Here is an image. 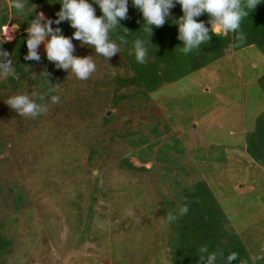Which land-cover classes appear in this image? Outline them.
<instances>
[{
  "label": "rangeland",
  "instance_id": "374dc122",
  "mask_svg": "<svg viewBox=\"0 0 264 264\" xmlns=\"http://www.w3.org/2000/svg\"><path fill=\"white\" fill-rule=\"evenodd\" d=\"M5 27L0 39L12 42L18 35L17 26ZM73 44V55L92 56L96 71L101 70L103 56L78 40ZM38 51L46 52L43 43ZM38 71L33 69V73ZM93 74L87 81L70 74L62 77L56 92L59 103L44 102L48 107L45 116L51 119L45 125L36 122L37 117H18L6 104L14 95L33 96L31 87L16 93L8 87L0 89V170L4 172L0 185L9 189L0 205V219L13 245L5 264H171L159 198L145 186L150 173L141 177L119 173L117 160L107 165L96 155L91 165L85 159L82 165L93 169L95 176L105 171L99 165H106L110 181L103 174L97 183L105 194L94 193L92 202L89 190L80 199L74 198L78 176L86 172L75 159L77 150L106 136L90 122L87 137L91 139H81L75 118L57 112L62 92L69 95L71 104L77 92L83 95L84 87L100 81ZM262 75L264 55L257 48L228 51L215 63L151 94L143 111L134 107L126 113L134 121L124 126L148 128L156 118L171 125L169 134L180 138L185 147L184 160L210 182L253 258H264V169L245 153L244 137L264 110V93L257 88ZM56 115L59 122L53 121ZM95 149L99 153V147ZM218 157L224 160L220 163ZM130 161L141 166L135 157Z\"/></svg>",
  "mask_w": 264,
  "mask_h": 264
},
{
  "label": "trees",
  "instance_id": "16d2710c",
  "mask_svg": "<svg viewBox=\"0 0 264 264\" xmlns=\"http://www.w3.org/2000/svg\"><path fill=\"white\" fill-rule=\"evenodd\" d=\"M11 3L12 0H0V32L3 27L6 30L5 26L15 24L18 35L12 42H4L0 39V49L12 54L15 74L0 78V89L8 87L11 92L16 93L25 90L26 87H31L34 93L33 99L37 103H44L51 99L52 95L57 96L56 92L61 85L62 77L70 73L57 69L52 62L47 60L46 52H39L40 62L25 60L24 57L28 53L26 29L30 26L31 20L35 19L41 11L48 13L50 19H57L56 13L60 11L62 5L59 0H24L23 13H17L15 8L11 7ZM89 3H93V0H89ZM93 6L96 9V15L101 16L102 11L99 5L93 3ZM171 14L164 26L153 28V35L150 38L143 31L142 13L133 7L132 0H129L128 19L120 21L121 25L130 31L128 45L122 46L121 53H117L111 59L104 58L101 70L93 74L100 81L95 80L92 87L90 84L84 87L86 92L83 95L77 92L73 100L75 102L72 101L70 104L67 98L69 95L62 92L63 99L60 100L57 114L61 110L66 118H75L78 124L77 133L82 136L81 139H91V136L87 137L88 132L92 130L89 127L90 122L95 123L99 133L106 136L99 142L92 141L88 146L82 143L83 145L77 150L78 156L75 159L82 168L86 169V172L78 176V196L74 198L80 199L81 195L89 190V200L92 202L96 197L94 193L105 194L97 186L99 176L104 174L106 180L110 179L105 175L108 171L106 165L102 167L100 164V171L101 169L105 171L95 176L93 169L90 170L82 165L84 159L89 165L97 156H102L107 165L117 160L115 170L119 173L135 174L139 177L143 173H150L145 186L147 189L150 187L149 190L154 189L156 197L159 198L161 219L166 227L167 254L171 264H197L198 249L203 245H207L210 251L223 250L225 257L232 252L238 253L239 259L233 264H241L242 260L247 261V264H263L264 258H253L236 233L225 207L215 195L210 182L200 170L190 167L184 160L185 147L180 138L169 134L171 125L163 124L159 118H156L153 125L148 128L126 129L124 126L126 122L134 121L127 117L126 113H132L134 107L138 112L143 111L144 101L150 99L151 94L215 63L222 59L228 51L237 52L248 47H255L264 55V2L259 4L253 12L250 11L242 21L241 30L246 36L242 44L229 48L233 42L232 34L213 35L209 43L202 45L199 51L188 55L182 54L179 50L183 42L177 39L178 25L173 22L174 19L183 15L181 6L176 4L171 9ZM197 20L204 21L206 26L210 27L207 14L198 17ZM52 27H60L62 34L67 37H72L75 31L67 21L59 25L54 23ZM110 36L116 39V33H111ZM138 38L146 41L151 39V43L147 44L148 62L144 65L139 64L135 56L129 54L133 41ZM75 41L73 39V43ZM36 68L39 71L33 73V69ZM45 72L48 76L44 74ZM257 86L264 93V75L258 79ZM51 89H56V91L50 92ZM41 94H45V101L38 99ZM68 105H70V110L66 109ZM172 106L169 105V107ZM72 111H74V116L71 115ZM16 115L20 117L17 112ZM50 120L45 114L36 118V122L42 121L43 125ZM53 121L59 122L58 115ZM118 124L121 127L117 128L118 132L114 134ZM93 145L99 147V153L95 152ZM244 151L253 162L264 169V110L256 117L250 131L245 134ZM131 157H135L141 166L134 165L130 161ZM216 160L221 163L224 158L218 157ZM146 163H151V167L146 168ZM2 174L4 172L0 174V177ZM1 178L4 179V176L2 175ZM86 184L89 186L84 187ZM3 185H0V205L5 202L3 198L6 192H9L8 187ZM19 200L20 197L15 200L14 204ZM185 203L189 206L187 214L178 215L174 223H168L167 214L169 212L178 213L179 207ZM14 207L19 206L14 205ZM3 222L1 218L0 264H5L12 253L13 246Z\"/></svg>",
  "mask_w": 264,
  "mask_h": 264
},
{
  "label": "clouds",
  "instance_id": "9594fccd",
  "mask_svg": "<svg viewBox=\"0 0 264 264\" xmlns=\"http://www.w3.org/2000/svg\"><path fill=\"white\" fill-rule=\"evenodd\" d=\"M59 2L62 7L56 13L57 19L47 18L43 12H40L31 20L30 26L26 29L28 53L24 59L40 62L38 47L43 43L47 60L57 69L66 70L81 81L87 80L96 72V63L92 56L73 55L75 52L73 39L80 41L81 46L93 48L96 55L103 56L106 60L121 53L122 46L129 43L130 31L120 23L121 20L128 19L129 0H93L94 4L99 5L101 16L96 15V9L89 0H59ZM262 2L264 0H132V5L142 13L143 31L151 38L153 28L164 26L172 15L171 9L179 4L183 15L173 22L178 25L177 39L183 42L179 50L182 54L188 55L199 51L202 45L211 41L213 35L232 34L233 42L229 48L242 44L246 40L241 30L242 21ZM11 7L15 8L17 13H23L24 0H12ZM204 14L209 16L210 27L206 26L204 21L197 20ZM65 21L75 29L72 37L63 35L60 27H52L54 23L59 25ZM111 33H116V39L111 38ZM149 43L151 39L146 41L139 38L132 43L129 54L134 55L141 65L148 62L147 44ZM11 57V53L0 49V78L15 74ZM44 74L48 76L47 72ZM45 98V94L38 97L40 101H45ZM59 99V96H51L52 103H59ZM6 104L20 117L35 119L48 111L46 103H37L28 93L11 96ZM188 211L189 206L185 203L179 207L178 213L169 212L168 223H174L178 215L183 216ZM238 259L239 254L236 252L229 253L225 257L223 250L210 251L207 245H203L198 249L197 264H233ZM241 264H247V261L242 260Z\"/></svg>",
  "mask_w": 264,
  "mask_h": 264
}]
</instances>
